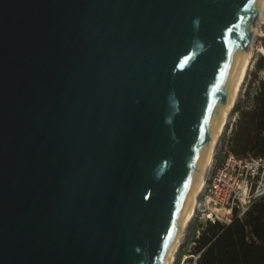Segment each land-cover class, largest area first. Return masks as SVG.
I'll use <instances>...</instances> for the list:
<instances>
[{
    "label": "water",
    "instance_id": "1",
    "mask_svg": "<svg viewBox=\"0 0 264 264\" xmlns=\"http://www.w3.org/2000/svg\"><path fill=\"white\" fill-rule=\"evenodd\" d=\"M262 5L0 0V264H166Z\"/></svg>",
    "mask_w": 264,
    "mask_h": 264
},
{
    "label": "trees",
    "instance_id": "2",
    "mask_svg": "<svg viewBox=\"0 0 264 264\" xmlns=\"http://www.w3.org/2000/svg\"><path fill=\"white\" fill-rule=\"evenodd\" d=\"M262 69L264 56L259 55L244 91L245 102L239 99L233 107L238 117L228 146L239 155L249 152L264 156V80L259 79L257 89L250 93V85ZM192 238L190 253L199 252L195 264H264V196L254 200L241 215L234 211L227 223L206 221L199 235Z\"/></svg>",
    "mask_w": 264,
    "mask_h": 264
},
{
    "label": "built area",
    "instance_id": "3",
    "mask_svg": "<svg viewBox=\"0 0 264 264\" xmlns=\"http://www.w3.org/2000/svg\"><path fill=\"white\" fill-rule=\"evenodd\" d=\"M253 43L255 54L260 53L264 56V23L261 25L260 33L254 37ZM258 46L261 47L260 50ZM259 79L264 80V76L254 80L257 85ZM242 92L241 96H243ZM237 117L238 112L233 108L226 123L228 126L225 125V133L223 131L221 140L219 139L211 171L192 218V220L200 219L199 223H196L194 237L199 235L206 221L227 223L231 220L234 211L241 215L254 200L264 196V156H255L249 152L239 155L231 151L228 146V138ZM191 242L194 243L193 240ZM198 256L199 252L192 255V264H195Z\"/></svg>",
    "mask_w": 264,
    "mask_h": 264
},
{
    "label": "bare ground",
    "instance_id": "4",
    "mask_svg": "<svg viewBox=\"0 0 264 264\" xmlns=\"http://www.w3.org/2000/svg\"><path fill=\"white\" fill-rule=\"evenodd\" d=\"M262 23H264V5L261 6L260 10H259V13L256 17V21H255V29H254V36L253 38L260 33L261 31V25ZM254 43L252 42L250 44V47L248 49V53H247V56H246V59L244 61V64L241 68V71H240V74L238 76V79L236 81V84L234 86V89L232 91V94H231V97L229 99V102L223 112V115L221 117V120H220V123H219V126L217 128V131H216V134H215V137L211 143V146H210V149L208 151V154H207V157L205 159V162H204V165L202 167V170H201V173H200V176H199V179H198V182H197V185L194 189V192L190 198V201H189V204H188V209H187V212H186V215L183 219V222L180 226V229L178 231V235H177V238H176V241H175V244H174V247L169 255V258H168V261L166 264H173L174 261H175V258H176V254L178 253L182 243H183V240L187 234V231H188V225L190 224L193 216L195 215V211H196V207H197V204H198V201L200 199V196L202 194V191L204 189V186H205V182H206V179L211 171V167H212V162H213V158H214V154L216 152V149H217V146H218V141H219V138L222 134V132L224 131L225 129V125L231 115V111L238 99V97L240 96V93L242 91V87H243V83L245 81V78H246V75H247V71H248V68L250 67V63L252 61V58H253V55H254ZM258 49L260 50L261 47L258 46ZM185 257L187 258V255H185ZM185 258V259H186Z\"/></svg>",
    "mask_w": 264,
    "mask_h": 264
},
{
    "label": "rangeland",
    "instance_id": "5",
    "mask_svg": "<svg viewBox=\"0 0 264 264\" xmlns=\"http://www.w3.org/2000/svg\"><path fill=\"white\" fill-rule=\"evenodd\" d=\"M254 48H255V46H254ZM259 55H260V53L255 54V49H254V55H253L254 61H255L256 57H258ZM253 58H252V61H253ZM252 61L250 63V67L248 68V71H247L248 75L246 76L245 81L243 83V87H242L243 92L241 91L243 93L242 94L243 96H241V93H240V96L238 97V99H240L242 102H245V100H244V97H245L244 91H245V88L248 85L249 78L252 75V71L254 70V61L253 62ZM261 76H264V71H262V70L258 71V73H257V77L258 78L261 77ZM256 87H257V82H255V81L253 82L252 81V83L250 85V93L251 94L254 92ZM238 99H237V101H238ZM249 102L250 101L246 102V104L249 103ZM226 126H228V125H226ZM224 133H225V131H224ZM220 137H222V136H220ZM199 220L200 219H196V220H192L190 222V226L188 227L187 234H186V236H185V238L183 240V243H182L178 253L176 254V258H175V261H174L173 264H192V261H193L192 255H195L196 253H190V251H191L190 249H191V247L193 245L191 241L193 239L192 237L194 235V231H195V228H196V223H199ZM185 255H187V258L185 257Z\"/></svg>",
    "mask_w": 264,
    "mask_h": 264
}]
</instances>
